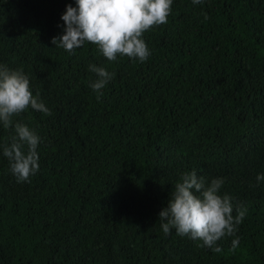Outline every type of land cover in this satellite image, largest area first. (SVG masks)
Segmentation results:
<instances>
[{
    "label": "trees",
    "instance_id": "1",
    "mask_svg": "<svg viewBox=\"0 0 264 264\" xmlns=\"http://www.w3.org/2000/svg\"><path fill=\"white\" fill-rule=\"evenodd\" d=\"M69 4L0 0V65L22 68L50 110L14 117L42 138L29 182L10 171L14 128L0 123V264H264V0H173L143 35L144 62L55 46ZM92 64L114 73L100 99ZM193 169L247 208L221 252L162 230Z\"/></svg>",
    "mask_w": 264,
    "mask_h": 264
},
{
    "label": "clouds",
    "instance_id": "2",
    "mask_svg": "<svg viewBox=\"0 0 264 264\" xmlns=\"http://www.w3.org/2000/svg\"><path fill=\"white\" fill-rule=\"evenodd\" d=\"M192 3L200 4L202 0ZM172 4L173 0H76V6L69 4L62 16L66 25L64 33L53 37L52 43L71 53L89 42L108 61L127 56L144 62L151 51L143 35L153 26L167 23ZM89 71L98 77L90 87L100 99L102 89L114 73L95 64L89 66ZM29 107L50 114L39 92L33 95L30 78L22 68L13 70L0 65V123L4 129L14 128L10 143L3 146V155L18 182H29L40 167L41 136L34 127L14 122V117ZM256 179L264 180V174ZM224 182L223 178H213L208 183L203 175H198L197 169L183 173L167 206L159 213L163 232L167 235L175 230L177 235L202 241L201 247L221 252L217 242L225 236H234L247 213L243 204H234V197L227 192L221 194ZM237 244L238 238L233 241V247Z\"/></svg>",
    "mask_w": 264,
    "mask_h": 264
}]
</instances>
